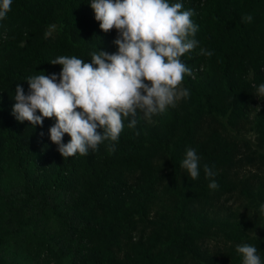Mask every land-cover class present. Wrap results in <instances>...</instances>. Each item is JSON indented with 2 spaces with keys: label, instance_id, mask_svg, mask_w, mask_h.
<instances>
[{
  "label": "trees",
  "instance_id": "1",
  "mask_svg": "<svg viewBox=\"0 0 264 264\" xmlns=\"http://www.w3.org/2000/svg\"><path fill=\"white\" fill-rule=\"evenodd\" d=\"M170 2L198 26L181 58L190 95L149 122L138 110L117 141L63 158L54 118L16 120V87L28 94L42 73L59 82V56L114 54L118 33L100 30L91 0H12L0 21V264H242L244 244L264 264V0ZM189 148L196 180L181 167Z\"/></svg>",
  "mask_w": 264,
  "mask_h": 264
},
{
  "label": "clouds",
  "instance_id": "2",
  "mask_svg": "<svg viewBox=\"0 0 264 264\" xmlns=\"http://www.w3.org/2000/svg\"><path fill=\"white\" fill-rule=\"evenodd\" d=\"M11 5L12 0H0V21ZM90 7L102 32L114 29L118 33L114 41L118 51L93 52L90 63L76 56H59L50 63L61 66L59 82L56 74L42 73L27 79L28 94L19 84L15 90L12 113L16 120L42 126L44 119L54 118L49 137L63 158L87 156L105 140L117 141L125 119L129 128H135L138 110L150 118L190 95L182 84L191 70L181 58L198 46L193 10H183L182 3L170 0H91ZM252 19L248 14L242 21ZM199 54L213 55L205 49ZM257 94L264 97V83ZM65 134L67 144L62 142ZM108 150L115 148L110 144ZM181 167L192 180L199 177L195 149L186 150ZM204 173L210 180L208 187L215 190V173L207 164ZM260 210L264 213V205ZM236 251L242 264H262L257 247L244 244Z\"/></svg>",
  "mask_w": 264,
  "mask_h": 264
},
{
  "label": "rangeland",
  "instance_id": "3",
  "mask_svg": "<svg viewBox=\"0 0 264 264\" xmlns=\"http://www.w3.org/2000/svg\"><path fill=\"white\" fill-rule=\"evenodd\" d=\"M177 101H178V100H177ZM177 101H176V102H177ZM140 114H141V117H142L143 119H145L146 121H148V122L151 121V118H145V116L143 115V113H142L141 111H140ZM247 137H248L249 139H253V136L250 135V134H249ZM64 264H67V262H65Z\"/></svg>",
  "mask_w": 264,
  "mask_h": 264
}]
</instances>
